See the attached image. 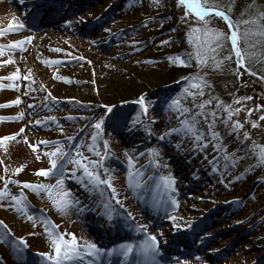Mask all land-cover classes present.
<instances>
[{
  "label": "rangeland",
  "instance_id": "1",
  "mask_svg": "<svg viewBox=\"0 0 264 264\" xmlns=\"http://www.w3.org/2000/svg\"><path fill=\"white\" fill-rule=\"evenodd\" d=\"M208 3L229 15L241 33L255 31V25L243 22L264 13V0ZM10 24L24 27L10 33ZM196 26L194 14L186 17L177 0H0V105H11L0 107V138L24 129L15 140L0 144V177L17 181L8 189L12 195L23 193L27 204L19 212L10 206V197L0 204V264H49L42 254L54 255L53 229L66 240L74 234L80 245L95 243L104 250L155 236L159 264H264V163L259 160L264 147V38L239 41L243 66L230 40L215 55L222 62L219 68L211 56L202 69L194 57L190 66H178L168 58L189 59L195 51L189 34ZM209 27L230 35L222 18H211ZM21 40L23 50L9 47ZM17 72L20 79H7ZM190 75L207 82L205 95L180 99V107L190 109L187 113L169 110ZM141 97L148 102L146 115L137 103ZM210 98L204 111L217 113L213 130L219 133L220 152L207 135L211 116L207 122L197 117L198 129L206 134L200 143L208 144L202 151L190 135L159 139L190 120L200 111L196 105ZM16 100L20 103L13 104ZM221 101L223 107L217 109ZM21 113L23 118L15 119ZM101 118L105 122L97 144L103 154L102 141L109 143L104 165L121 202L112 201L113 221L97 207L100 193L90 194L72 178L71 164L63 188H53L51 199L47 191L36 194L20 186L56 185L57 178L36 173L50 167L45 153L55 151L57 142L64 151L79 148L84 156L99 159L87 145L95 132L92 125ZM236 122L242 128L233 131ZM150 149L159 155L150 158ZM101 188L108 199L111 190ZM64 191L79 203L61 212L53 200L62 199ZM131 259L138 257L101 258L102 264H131Z\"/></svg>",
  "mask_w": 264,
  "mask_h": 264
},
{
  "label": "snow or ice",
  "instance_id": "2",
  "mask_svg": "<svg viewBox=\"0 0 264 264\" xmlns=\"http://www.w3.org/2000/svg\"><path fill=\"white\" fill-rule=\"evenodd\" d=\"M23 2V0H21ZM178 4L181 6H185L186 8V17L188 15L194 14L196 18V27L191 28V32L189 34V43H194L195 45V51L194 53H189L188 57L189 59L185 61L184 59H181L179 56L176 57H169L168 59L173 62L177 63L178 66L181 67H188L191 64V60L193 57L196 60V64L198 68L202 69L205 67L208 63V59L211 56V59L214 61L215 66L219 68L221 66V61H218L215 59V55L218 53V50L223 48L224 41L230 40L231 43V49L234 53L235 57L237 58V63L241 64L243 66V60L244 56L242 54V49L239 46V41L243 40L245 44L249 43V39L252 36H260L264 38V13L258 14V16L251 20H245L243 23L245 24H251L255 25L256 30H245L243 33L239 31V25L234 23L229 15H227L224 11L218 10L217 6L213 4H209L208 0H204V3L201 2V0H177ZM207 5V6H206ZM213 17H219L222 18L225 23L227 24L229 28L230 35H226L224 32L215 30L209 27L211 23V18ZM23 24L18 25H9V28L7 29L8 32H18L21 29H23ZM4 35V31H0V36ZM25 43V41L21 40L18 42H14L9 47L12 49L20 47L22 49V45ZM261 43H264V40L261 41ZM254 46V45H253ZM23 50V49H22ZM3 54V46H0V55ZM226 59H231V56L226 57ZM8 63H12V61H8ZM19 72L12 74L11 76L7 77V79L10 80H17L20 79ZM187 87H185L182 90V94L171 101L169 104V110L178 111L181 114L187 113L190 111V109L181 108L180 107V99H186L188 95H191L193 99L197 95L203 96L204 88L209 87L207 82L200 76H192L185 78ZM12 87H15V85H12ZM189 89H196L195 92H191ZM214 98H210L208 100H205L203 103L196 105L197 108L200 109V111L196 112L195 115L191 117V119H185L181 122V127L172 129L169 132H166L164 135L159 137L160 140H164L165 137H171L172 135H180V136H188L190 135L194 141L196 142V147L198 150H203L204 148L208 147L207 143H200L205 138V133L200 131L197 127V125L200 123V121L197 119V117L203 116L205 118V122L208 121V117L211 116L212 120L211 122L207 123L208 127V133L207 135L210 137V142H213V148L215 151L220 152L221 147L219 143H216L220 139L219 133L215 132L213 129L215 128V121L217 118L216 111H212L209 113H206L204 111V108L206 105H209L212 103V100ZM250 99V98H249ZM13 104H19L20 101L16 100L12 102ZM137 103L141 106L143 114H147L148 112V102H146L144 97H141ZM234 103H239V101H234ZM11 105H0V107H6ZM31 107V105L29 106ZM223 107V102H219L216 105L217 109H220ZM228 112L229 119L231 118L233 114V110L228 107L224 109ZM112 109L108 108L107 112L111 113ZM235 111H239V109H236ZM23 113H21L18 117L15 119H22ZM4 118H0L2 120ZM53 122H55V118H51ZM262 120H264V116L261 117ZM105 122V118H101L98 122L94 123L92 127L95 129V132L91 136V143L87 145V149L90 153H92L94 156L98 157L99 159H91L89 157L84 156V154L80 151L79 148H76L75 151H64L63 147L59 145L57 142L55 146V151H52L50 153H45L50 159V167L46 170L42 169L39 170L36 175L42 176L45 178H57L56 185H46V184H39L34 185L31 183H23L20 185L22 188L30 189L36 194H39L41 191H47L48 196L51 199L52 198V189L53 188H59L62 189L64 186L65 178H66V169L69 164H71L72 167V173L71 176L76 180L77 183H80L84 186V188L90 193H100L101 200L98 203L97 207H102L103 212L101 213L108 221L114 220V209L112 201H115L116 204H120L118 194L116 193L115 188L112 187V180L113 177L109 175V169H107L104 165V161L109 159V143L107 140H103V154L99 150V146L97 144V140L99 137H102L103 135V125ZM227 120L224 121L225 124H227ZM41 121H36V124H41ZM134 124L140 123L138 120L133 121ZM253 127H256L255 124H253ZM240 128H242V125L239 122H236L233 124L232 129L233 131H237ZM24 129L20 130V133H23ZM146 134L151 135V129L145 128ZM20 133L9 135L0 138V144H4L5 141H13L16 139V136ZM248 137V134L245 133V138ZM71 139V138H69ZM44 144H48V142H41ZM83 146V145H82ZM33 151L37 150L38 146H31ZM181 145H177V148L179 149ZM223 154V153H222ZM141 156L145 155V153H141ZM148 155L150 158L156 157L159 155V153L155 149H150L148 152ZM225 159H228L229 157L225 155ZM39 159V157H37ZM259 160L260 163H264V147L260 148L259 152ZM150 162H153L150 160ZM133 163L132 158L129 157V165L131 166ZM210 163H212L210 161ZM227 167V165H226ZM101 169H103V172H101ZM22 171L21 168L15 169V173L19 174ZM81 172V175L77 176L76 173ZM102 175L107 177L105 179H102ZM129 176H132V173H129ZM0 179H4L3 177H0ZM18 184L15 180H8L4 179L3 188L0 189V204H2L5 199L10 197V206H15L17 211H24L27 207L26 201L23 197V193H21L19 196L12 195L10 193V190L8 189V184ZM167 183L171 184L174 183V181H167ZM102 185H106L108 189L111 190V195L108 199H104V190L101 188ZM71 193L64 191L62 194V199L60 200H53L54 206L57 208L58 211L66 212L70 207L75 206L76 203H79L78 201H74V198L69 199L71 197ZM173 204H175V201H172ZM21 205H24L22 208ZM29 219H32L31 216H29ZM175 222V218H172ZM2 223V222H0ZM139 230V229H138ZM50 236V242L52 244V247L54 249V255L53 254H42L45 259L49 262V264H79V262L88 260L89 264H102L101 258L103 256H108L111 258L113 255L117 257L122 258H129L133 254H135L138 259L136 261V264H159L157 257L160 255L159 248H158V242L157 238L155 236H150L147 239H145L142 243H139L137 245H133L132 243H126L120 245L118 248H114L111 250H104L99 248L95 243H87L85 242L84 245H80L77 241V238L74 234L71 236V240H66L64 236L58 235L53 229L51 232H49ZM21 244H24V241H20ZM109 264H111V261L109 260Z\"/></svg>",
  "mask_w": 264,
  "mask_h": 264
},
{
  "label": "bare ground",
  "instance_id": "3",
  "mask_svg": "<svg viewBox=\"0 0 264 264\" xmlns=\"http://www.w3.org/2000/svg\"><path fill=\"white\" fill-rule=\"evenodd\" d=\"M33 5H34V4H33ZM26 6H27V7H26ZM26 6H25V8H28V6H30V5L28 4V5H26ZM31 6H32V5H31ZM53 20H54V19H53ZM136 261H137V259H136V260H134V259L132 260V259H131V260H129V263H131V264H136Z\"/></svg>",
  "mask_w": 264,
  "mask_h": 264
},
{
  "label": "trees",
  "instance_id": "4",
  "mask_svg": "<svg viewBox=\"0 0 264 264\" xmlns=\"http://www.w3.org/2000/svg\"><path fill=\"white\" fill-rule=\"evenodd\" d=\"M88 113H90V112H88ZM160 170V169H159Z\"/></svg>",
  "mask_w": 264,
  "mask_h": 264
}]
</instances>
